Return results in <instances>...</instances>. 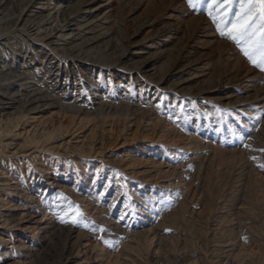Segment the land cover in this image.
Listing matches in <instances>:
<instances>
[{
  "label": "rangeland",
  "instance_id": "1",
  "mask_svg": "<svg viewBox=\"0 0 264 264\" xmlns=\"http://www.w3.org/2000/svg\"><path fill=\"white\" fill-rule=\"evenodd\" d=\"M247 3L0 7V264H264V59L230 38ZM31 93L44 108L17 113Z\"/></svg>",
  "mask_w": 264,
  "mask_h": 264
},
{
  "label": "snow or ice",
  "instance_id": "2",
  "mask_svg": "<svg viewBox=\"0 0 264 264\" xmlns=\"http://www.w3.org/2000/svg\"><path fill=\"white\" fill-rule=\"evenodd\" d=\"M198 3L199 0H188V5L191 8H195ZM227 3L228 0H208L207 10L209 16L213 17V13L218 14L219 12L223 11L227 7ZM241 8L246 10L237 14V19L232 23L230 38H246L250 40L251 47L255 48L257 45L259 46L261 58L264 59V39L254 41L252 40V36L249 35V29L256 19L264 22V0H255V2H253V0H248L247 6L242 4ZM256 9H258V11H254ZM252 35H255V33H252ZM245 54L248 55L247 52ZM262 70H264V68H262ZM260 167H264V165H261ZM79 214V212L76 213V215Z\"/></svg>",
  "mask_w": 264,
  "mask_h": 264
},
{
  "label": "bare ground",
  "instance_id": "3",
  "mask_svg": "<svg viewBox=\"0 0 264 264\" xmlns=\"http://www.w3.org/2000/svg\"><path fill=\"white\" fill-rule=\"evenodd\" d=\"M9 1H13V0H0V7L2 6V5H4L6 2H9ZM82 6V5H81ZM94 8V7H93ZM99 7L97 6V7H95L92 11H95V10H97ZM91 9V8H90ZM38 10L39 11H36V14H40L41 13V9L40 8H38ZM73 14H75V12L73 13ZM72 14V15H73ZM38 16H40V15H38ZM38 16L36 17V18H38ZM69 16V15H68ZM35 18V19H36ZM68 18V17H67ZM17 19V18H16ZM44 19V18H43ZM47 19V18H46ZM71 20V19H70ZM39 21V20H38ZM5 22V20H4V18L3 19H0V23H4ZM47 23V20H42L41 19V21H40V24L41 25H44V24H46ZM88 23V22H87ZM89 24V23H88ZM58 28V27H57ZM57 28H54V32H57V31H59V29H57ZM73 28V27H72ZM76 28V27H75ZM78 28V27H77ZM76 28V29H77ZM79 29V28H78ZM76 31V30H75ZM75 34V33H74ZM79 34V33H78ZM70 35V34H69ZM146 65V64H145ZM9 75V74H8ZM13 76V75H12ZM5 78V77H4ZM12 78H15L14 76L12 77ZM18 79V78H17ZM24 79V78H23ZM35 89V88H34ZM26 91V90H25ZM27 91H31L32 93H33V90H32V87L30 86H27ZM20 92V91H19ZM31 93V94H32ZM12 94V93H11ZM22 94H24V93H22ZM21 94V95H22ZM10 95V94H9ZM28 95V94H27ZM33 96H30V98L28 97V99H25V101H23L22 102V106L20 107L21 109L20 110H18L17 111V113H19V114H22V113H24V112H35V111H39L41 108L43 109L44 108V106H45V103H44V99H42L41 97H43L44 98V96H40L39 94H38V97L35 95V94H32ZM36 96V97H35ZM39 96H40V98H39ZM24 98H26L25 96H24ZM24 100V99H23ZM15 101H16V99L15 98H13L12 97V95L11 96H7L6 95V98H2V99H0V111H2L1 112V114L0 115H5L6 113H7V111L8 110H10V109H13V105H14V103H15ZM46 104H48V103H46ZM20 106V105H19ZM66 110H67V108H66ZM75 111V110H74ZM103 111V110H102ZM71 112H73V111H71ZM77 112V111H76Z\"/></svg>",
  "mask_w": 264,
  "mask_h": 264
}]
</instances>
